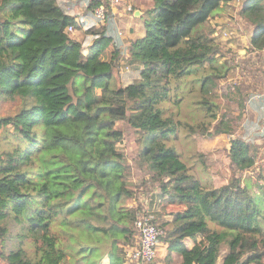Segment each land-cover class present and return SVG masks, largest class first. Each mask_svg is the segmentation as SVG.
I'll return each mask as SVG.
<instances>
[{
    "label": "trees",
    "instance_id": "obj_1",
    "mask_svg": "<svg viewBox=\"0 0 264 264\" xmlns=\"http://www.w3.org/2000/svg\"><path fill=\"white\" fill-rule=\"evenodd\" d=\"M231 1L153 0L144 18V36L127 48L140 64L139 78L121 88L109 85L120 50L102 58L109 45L116 46L107 27L84 31L92 37L85 54L81 41L66 31L68 25L78 31L82 27L57 0H0V96L22 102L13 115H0V131H11L12 137L9 148L0 152V238L12 215L28 225L35 255L28 257L19 246L1 253L5 264H62L66 255L73 264H100L132 243L138 210L123 208L121 202L136 200L144 181L128 183L131 165L117 149L123 136L114 128L118 120L139 136V169L165 204L176 208L166 213L172 217L167 230L162 226L168 257L216 264L222 245H227L222 264L264 261V172L253 187L250 180L241 183L235 177L221 187H205L166 145L175 134L173 119L162 106L170 100L172 81L206 63L213 65L220 52L213 29H198ZM246 1L241 13L255 26L249 43L262 50L264 3ZM95 6L92 0L89 8ZM98 77L106 80L100 94L92 83ZM221 77L205 75L202 86H215ZM202 103L211 113L213 104ZM222 133L232 134L223 120L211 135ZM230 143L227 156L236 170L251 169L255 159L249 144L241 138ZM90 187L105 199L107 226L80 215Z\"/></svg>",
    "mask_w": 264,
    "mask_h": 264
},
{
    "label": "rangeland",
    "instance_id": "obj_2",
    "mask_svg": "<svg viewBox=\"0 0 264 264\" xmlns=\"http://www.w3.org/2000/svg\"><path fill=\"white\" fill-rule=\"evenodd\" d=\"M246 3V0L224 3L214 12L208 25L200 26L198 31L207 32L213 29L212 38L219 46L220 52L215 56L213 65L206 63L198 68L199 70L191 72L189 76L179 81L173 80L170 100L162 104L164 115L171 116L175 125V134L170 136L166 145L176 150L188 171L205 187H221L232 177L240 179L241 183L250 180L253 187L258 173L264 172V59L263 55L260 56L253 51L249 43L255 26L247 23L246 17L241 13ZM25 34L26 32L23 33ZM71 35L81 40L83 47L92 40L89 34L75 28ZM133 56L126 53L119 56L118 65L109 78L111 87L126 88L139 78L140 64L132 60ZM102 58L109 59L110 54L103 55ZM211 66L216 67V70H212ZM215 74L222 75L216 85L211 86L207 82L203 87V76L212 77ZM105 82L103 77L94 79L93 91L99 94ZM203 100L213 104L211 113L207 111L206 105H203ZM21 104L22 102L17 98L0 96V115H13ZM130 109L129 106L126 115L130 113ZM211 114H214L215 118H211ZM104 117L106 116L101 118ZM221 120L230 127L232 134L211 135L213 128ZM253 123L258 125V131L250 139L246 138V127ZM202 127L208 128L207 133L200 132ZM114 128L123 131L117 149L132 167L128 173V183L138 185L144 181V184L138 188L136 200L123 201L121 207L126 208L127 205H131L138 210L137 216L148 214L154 218L155 223L167 230L172 217L166 213L176 208L165 204V198L160 196L158 188H155L156 185L147 180L148 174L144 173V169H139L136 160L140 148L139 136L121 120L115 122ZM10 133L11 131H0V152L11 145H9L12 141ZM234 138L244 139L251 147L255 159L251 169L238 172L230 162L226 150H230V141ZM83 200L86 205L81 216L87 217L96 225H109L104 222L105 199L94 187L86 190ZM4 224L8 231L3 238H0V255L21 246L28 257L34 258L32 239L27 231L28 225L16 222L12 215L8 216ZM136 243L137 236L129 246L123 247L122 253L109 259L103 258L100 264H129L124 251L136 246ZM187 244L191 245L189 241ZM227 251V245H222L216 264H222V257ZM167 253L166 243L160 240L155 259L150 264H191L188 256L172 255L171 258ZM0 264H5L1 257ZM62 264H73V262L66 255ZM261 264H264V261Z\"/></svg>",
    "mask_w": 264,
    "mask_h": 264
},
{
    "label": "crops",
    "instance_id": "obj_3",
    "mask_svg": "<svg viewBox=\"0 0 264 264\" xmlns=\"http://www.w3.org/2000/svg\"><path fill=\"white\" fill-rule=\"evenodd\" d=\"M91 1L92 0H57V3L68 15L74 17L76 23L82 27L81 29L83 32L91 27H107L108 33L114 36L116 46L115 44L109 45L103 55L110 54V56H112L115 48L120 50L121 55L125 53L128 54L127 48L130 46V43L134 39L144 36V18L146 17L147 10L152 8L153 0H125L126 5L132 8V13H126L124 8L118 7L113 14H111L112 16L102 24L96 21L93 10L89 8ZM91 42L92 40L84 47L85 54H87L88 46ZM253 51L257 52L260 56L263 55L262 57L264 59V49H253ZM146 201L147 200H145V202Z\"/></svg>",
    "mask_w": 264,
    "mask_h": 264
},
{
    "label": "built area",
    "instance_id": "obj_4",
    "mask_svg": "<svg viewBox=\"0 0 264 264\" xmlns=\"http://www.w3.org/2000/svg\"><path fill=\"white\" fill-rule=\"evenodd\" d=\"M97 6L93 9L94 17L99 23H104L109 14L122 7L125 12H131L132 8L126 5L125 0H95ZM73 25H68L66 31L72 33ZM134 228L137 233L136 246L126 249L124 256L129 264H150L156 256L158 244L166 235V230L159 224L153 223L152 217L148 214L139 215L135 222Z\"/></svg>",
    "mask_w": 264,
    "mask_h": 264
},
{
    "label": "clouds",
    "instance_id": "obj_5",
    "mask_svg": "<svg viewBox=\"0 0 264 264\" xmlns=\"http://www.w3.org/2000/svg\"><path fill=\"white\" fill-rule=\"evenodd\" d=\"M258 131V125L253 123V124H249L246 127V138H251L252 136H254Z\"/></svg>",
    "mask_w": 264,
    "mask_h": 264
}]
</instances>
